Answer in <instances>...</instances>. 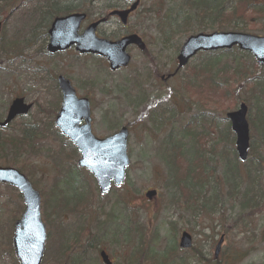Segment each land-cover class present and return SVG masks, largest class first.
<instances>
[{
  "label": "rangeland",
  "instance_id": "rangeland-1",
  "mask_svg": "<svg viewBox=\"0 0 264 264\" xmlns=\"http://www.w3.org/2000/svg\"><path fill=\"white\" fill-rule=\"evenodd\" d=\"M110 1L60 0L56 6L68 13L88 9L82 29L105 15ZM184 1L141 0L125 26L110 19L97 28V35L108 40L135 33L146 44L144 52L128 47L129 65L115 72L103 58L79 54L73 48L47 53L50 20L40 21L34 14L37 0H20V8L4 21L0 47L7 51L0 53V120L15 97H23L32 108L0 130V136L9 140L0 144V166L19 170L41 196L40 218L47 234L41 264H102L100 250L112 264H225L227 255L241 248L249 254L238 264H264V166L255 182L263 188V195L254 208L261 209L244 212L248 215L245 223L240 221L244 227L234 223L240 212L238 199L226 195L232 184L229 169L238 163L239 172L245 170L237 160L226 113L244 103L249 124L252 79L264 76V67L234 48L211 63L197 54L171 78L162 80L173 72L179 49L189 35L230 31L264 36V11L258 10L264 0H253L254 6L232 18L223 14L237 0H205V6L192 9L183 6ZM113 2L115 8L126 6L125 0ZM58 75L69 79L78 96L89 99L95 136L105 137L120 126L128 128L125 180L107 194L100 195L91 174L75 167L79 153L53 125L60 106ZM22 138L29 145L22 144ZM173 143L180 145L186 159L195 150L194 155L205 160L202 171L207 180L200 199L205 193L209 196L215 184L221 189L213 211L181 198L176 185L185 180L187 162L178 160L176 169L166 164L175 159ZM236 183L238 196L245 188V175ZM150 189L156 195L149 199L144 194ZM76 196L83 200L75 203ZM60 203L64 208L52 207ZM23 208L18 191L0 184V264H18L11 240ZM130 221L143 227L141 247L146 250L132 261L136 242L123 237ZM61 229L67 256L55 255L56 233ZM182 231L192 237L188 250L177 247ZM220 236L224 242L214 258ZM148 247L153 253L150 259H146ZM194 253L203 257L194 259Z\"/></svg>",
  "mask_w": 264,
  "mask_h": 264
},
{
  "label": "water",
  "instance_id": "water-1",
  "mask_svg": "<svg viewBox=\"0 0 264 264\" xmlns=\"http://www.w3.org/2000/svg\"><path fill=\"white\" fill-rule=\"evenodd\" d=\"M133 1L126 9H115L106 17H117L121 24H126L129 13L134 11L139 0ZM105 18L89 24L81 34H78L80 23L85 19L84 13H72L56 17L48 30L50 53L64 51L74 45L79 53H91L104 57L111 70L125 67L130 61L126 48L135 45L139 50L145 49V44L136 34H129L115 41L99 38L95 35L96 27L105 22ZM1 27V23H0ZM250 52L259 66L264 65V37L237 32L198 33L189 36L182 44L176 57L177 68L183 67L198 51L230 49L233 46ZM57 83L62 94L61 107L54 124L62 135L67 136L80 152L77 161L79 167L86 168L95 178L98 191L101 194L110 190L111 184L120 185L124 180L125 169L129 164L126 154L127 128L122 127L113 135L98 139L90 130V107L86 98H77L69 81L62 76L57 77ZM31 108L23 98L11 101L5 119L0 127H5L18 115H25ZM247 107L240 104L239 109L226 114L230 120L231 130L235 134V150L240 161L247 158L249 146V128L246 121ZM84 124L79 125L81 120ZM0 182L16 187L23 198L24 209L14 222L12 244L14 254L19 264H40L46 241L45 226L40 218V196L32 188L30 182L17 169L0 166ZM155 190H149L145 197L152 198ZM223 236H220L214 250L217 257ZM192 245L190 234L183 231L178 241L180 249H188ZM99 257L104 264H111L107 254L102 250Z\"/></svg>",
  "mask_w": 264,
  "mask_h": 264
},
{
  "label": "trees",
  "instance_id": "trees-1",
  "mask_svg": "<svg viewBox=\"0 0 264 264\" xmlns=\"http://www.w3.org/2000/svg\"><path fill=\"white\" fill-rule=\"evenodd\" d=\"M60 0H37L36 5L34 6L35 13L40 17V21L48 22L52 17L61 15L62 13H68L69 10L67 9H61L58 8L56 5ZM90 3L93 2V0H88ZM114 0H111L107 4V9L114 8L116 5L113 2ZM185 3L183 6H187L189 9H192V6H196L194 8H199V6H205L206 1L205 0H185ZM0 11L4 12L6 14V17L8 18L11 13L16 11L20 8L22 3L20 0H0ZM219 4V1L217 2ZM115 5V6H114ZM250 5L254 6L253 0H237L236 6L228 13L223 14L224 17H234L237 14L235 13H245V8L249 7ZM218 6V5H217ZM221 8V6H220ZM86 12H88V9H84ZM260 12L264 11V5H261V7L258 9ZM223 9H220L218 11V14H221ZM264 14V12H262ZM1 16V15H0ZM186 29V27L184 28ZM7 51V48H1L0 47V53H5ZM228 53L227 51H217V52H207L201 54V57L204 58L207 63H211L215 61V57L222 54ZM251 99L253 101L252 104H249L248 108V114H249V128H250V146H249V156L246 160V162L241 163V166L245 168V170L240 173L238 169V163H235L229 171L232 174V184L229 186V190L226 192L227 197H233L238 199L239 209L240 212L237 215L236 219L234 220V223H241L244 227L245 225L240 222L242 219L245 220L248 215H246L245 211H251L255 212L256 210H259L261 208H254L260 203L261 197L263 195V188L258 183H255L258 174L260 170H263L264 166V76L254 77L252 79V85H251ZM254 108V110H253ZM9 142L8 139L0 136V144L6 145ZM24 145H29V142L25 140V138H22L20 141ZM171 148L173 149V157L175 159H172L169 163H166L171 169L177 168V161L178 160H184L185 155L180 150V145L177 143H173ZM187 167H186V176L185 180L182 182L179 180V183L176 185L178 188L179 194L181 198H183L184 202L191 201V204L198 207L203 208L207 211H213L214 207L218 204L219 201V195L221 189L217 184H215L214 187H212V190L209 194V196H206L207 193H205L204 197L200 199V194L202 192L203 185L206 183V176L205 172L202 171L203 164H205V160L202 156L199 157V155H191L188 159H186ZM250 168H249V167ZM255 166V168H253ZM243 175H245V188L244 190L237 196L238 186L236 183L237 179H242ZM189 177H193V182H190ZM255 183V185H254ZM83 199L81 196L75 197V203L81 202ZM64 208V205L60 203L59 205H53V208L58 207ZM66 207V205H65ZM74 208H71L70 210H73ZM80 209V208H79ZM264 209V208H262ZM69 211V210H68ZM60 214V213H56ZM111 218V216H109ZM131 225L128 224L126 228H124L123 237H128L129 239L135 240L136 244L131 250V256L130 259L135 260V257L140 256L142 253H144L146 250H144L142 245V237H143V227L138 224L137 221H130ZM53 226V224H52ZM61 233V234H60ZM57 234V240H58V246L56 247V253L55 255L65 254L67 256V250L64 244L62 243L63 236L65 235V232L61 229L59 233ZM149 250H152V248L148 247L147 249V256L146 259H150L153 253H150ZM171 251H175V243L171 246ZM249 254V250H244L243 248L231 252L229 255H227V260H225L223 263L225 264H238L240 261L244 260L245 257H247ZM202 258L203 256L199 253H194L193 258ZM73 260H77L80 262L82 258L75 257ZM72 260V261H73ZM214 261V260H213ZM154 264V263H153Z\"/></svg>",
  "mask_w": 264,
  "mask_h": 264
},
{
  "label": "bare ground",
  "instance_id": "bare-ground-1",
  "mask_svg": "<svg viewBox=\"0 0 264 264\" xmlns=\"http://www.w3.org/2000/svg\"><path fill=\"white\" fill-rule=\"evenodd\" d=\"M194 153H195V150H194V151H190V152H189L190 155L187 154V156H188L187 158H189L191 155H194Z\"/></svg>",
  "mask_w": 264,
  "mask_h": 264
}]
</instances>
